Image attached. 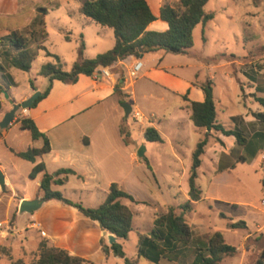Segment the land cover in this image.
Returning <instances> with one entry per match:
<instances>
[{
	"label": "crops",
	"instance_id": "obj_1",
	"mask_svg": "<svg viewBox=\"0 0 264 264\" xmlns=\"http://www.w3.org/2000/svg\"><path fill=\"white\" fill-rule=\"evenodd\" d=\"M73 1L78 3V6H72L71 3ZM81 1L82 0H0V18L23 20V26H18L14 31L20 32V29H28L29 34L35 35L40 33L45 36L44 40L36 44L32 43L33 38L30 39L28 44H30L31 47L33 45L35 48H44L45 40L49 39V33H52L53 36L59 39L71 41V29H75L76 33L84 40L83 28L88 24L96 23L80 13ZM165 2L166 0H148L152 12L158 18L148 26L149 31L163 32L168 29V24L159 19L160 10ZM55 10H58L59 15L53 16L51 25L55 29L49 32V26L46 21L51 12H55ZM75 19L78 25L74 23ZM96 25L100 26L98 24ZM67 37L69 40H67ZM114 45L115 38L112 48ZM166 55L167 53L161 50L145 54L141 59L129 57L123 61H119L112 68H109V76L102 75L101 71L103 68H99L92 76L81 75L78 82L72 85L63 84L58 80L53 81L48 97L35 108H30L26 114L22 113L21 116V119L30 118L34 120L40 132L48 137L51 151L48 154L37 157L36 162L27 161L18 157V153L25 152L28 149L41 148L43 146V140H33L28 130L21 129L20 120L15 119L6 129L0 127V148H5L13 155V157L9 158L10 164L8 162L7 164L14 168L24 166V170L27 171L29 178H31L30 173L32 169L40 163H44L46 172L53 176L62 169L72 170L74 174L68 176V180L64 185L53 184L52 189L62 192L67 199L78 203L71 199V194H64L67 185H76V188L72 189L73 194L76 192L90 194L89 196L94 198L95 203H98L94 205L90 204L87 208L99 207L105 201L107 192L114 183L118 184L124 191L129 193L130 190H128V187L137 184V180L140 182L142 181L136 171L138 169L145 170V168L151 169L150 166L152 162V159L146 158V155H144L145 159L139 157L137 154L139 146L133 149L130 143L127 144L124 141V137L121 134V127L125 119L124 110L121 105L126 102H122L120 96L130 97L129 101H132L133 104L138 106L135 85L131 82L128 83L127 77L129 76L132 66L137 60H140L143 63V72L141 71V75L139 74L140 77L136 79L137 82L138 80L146 79L157 87L183 96L182 103H179L171 110H163L159 114V118H157L155 112H148L149 118L145 117V123L147 121L149 126L156 128L160 132L163 142L159 144L168 142L171 145L169 154L173 160L180 163L182 167L181 177H183V180L187 179L189 185L192 154L195 148L192 150L191 157L185 154L186 139L183 135V131L186 127H189V129H191L192 126L195 127L191 120L192 111L190 105L191 102H202L204 100V94L200 88L202 83L194 79L184 78L181 74L171 71V69L177 68L178 66L167 68L161 66ZM49 60L50 58H47L46 62ZM190 65L191 64H188L187 67H190ZM68 68L69 66L66 67V69ZM116 71L124 72L123 80ZM223 74L229 81H233L232 74L227 71H223ZM1 76L3 77V73H1ZM248 76L253 83L256 82L254 83L255 89L257 91L261 90L264 93V87L260 85L258 81L259 73L255 72L253 75L252 71V74ZM209 80L213 83L216 82L213 76H211ZM31 95L32 93L26 94L21 98L20 103L30 98ZM185 97H187L188 100ZM257 102H259L258 99ZM238 105L241 104L238 102ZM261 105L264 107V104ZM243 108L246 109L245 106ZM11 109V104L10 107H7L3 102L0 112V122L5 113ZM257 109L259 110L258 113L254 115V123H259V127L251 132L250 135L246 131V126L249 122L250 124L253 122L252 119H248L250 114L248 109L246 112L241 111L238 114H229V124L228 122L219 123L217 121L228 129H238L242 131L247 142L245 145H239L234 136H225L217 133L216 137L219 139L218 143L215 144L213 148H208L204 154L205 156L212 152V154H210L212 156V165L207 174L210 184H217L215 186L218 187V181L223 175L236 169L238 163H246L248 160H255L259 153L261 155L260 165H264V110L260 111V107ZM112 117L115 122V128L109 129L106 123ZM162 124L171 126L175 131L173 132L174 136L165 134L163 132L164 130L160 128ZM195 128L196 129L193 130L199 133V140L203 137V134L208 133L210 135V132L198 129L197 127ZM14 129H19L22 132L19 134L13 133ZM144 130L140 132L141 135H144ZM27 134H29V138H31L33 143L29 144L28 142L24 148L22 145L25 141H22V136ZM144 143V141L141 142V144ZM147 151L146 149L145 153H147ZM164 155L166 156L167 154ZM171 162L172 161H170V164ZM203 164L204 161L202 159V164L197 170L198 177ZM7 167L8 166L0 158V171L4 176L6 185L5 192L8 191L9 195L6 201V216L8 218H13L15 215L14 223L10 230H1L4 226L10 227L9 221L0 222V239L6 242L5 245H8L14 250L13 243L16 242L15 239L18 238L21 250L26 249L24 246L25 242H28V239L34 235L37 245L40 240L47 239L55 247L64 249L71 255L80 257L94 264H125L124 259L115 256L112 250H110L108 255L104 252L102 243L110 248V234L101 230L98 222L85 217L75 207L65 205L59 201H47L42 204L39 210L33 213L16 212V208L13 209V206H16L18 202L20 204L23 200L42 199L43 194L40 191V185L43 174H39L34 178L35 184L39 186V194L36 197L33 198L26 191H23L22 196H20L21 194L16 192L14 180L10 176ZM152 179L158 184L155 174H153ZM189 189L187 191V200L189 199ZM1 194L2 189L0 186V207L4 200ZM134 198L138 203H130L125 200L123 203L127 204L134 213V230L137 231L138 239L139 234L144 233L140 228H145L144 219L146 214L150 216L149 223H151V226L146 228L148 231L145 233H148L153 229L154 218L161 212L162 208L172 205L178 206L176 204H161L156 200H142L135 196ZM219 199L220 198L216 195L208 199L209 202L207 204L210 205L208 206L209 213L207 216L211 217L212 214H214L216 218L224 221L221 228L217 229L213 227L211 231L222 232L226 243L236 247V244H232L228 241L227 234L233 231L237 232V230L228 228V221L221 217V213L229 218L231 222L244 220H237L226 213V206L234 207L236 206L235 203H227ZM201 201L206 200L202 198V200L198 202H193L195 210ZM212 202L215 204L212 205ZM253 207H256V205L250 208ZM253 214L255 217L257 215L260 217L256 219L258 222H264V214L257 211H254ZM1 217L2 216H0V218ZM137 219H139L141 223L140 228L136 223ZM244 222L247 228L242 230H245L248 236H250V231L252 230L249 228L248 223L246 221ZM206 223L196 224L198 227L196 229L197 231L192 229V232L195 231L197 234L201 235L205 233V230H210L212 223ZM7 234L10 235V237H7ZM201 238L202 237H197L196 239L194 244L196 249L199 242H207ZM246 238L247 237L243 235L242 239L246 240ZM22 239H24V241ZM128 240L124 241L116 237V242L123 245L124 251L125 242ZM190 248H192V244L188 247L178 246V251H176L177 254L171 256V261L162 259L158 264H183V259L186 260V258H188L186 252L190 250ZM252 252V249L249 248L248 251L242 254L244 260L248 258L247 256H251L253 254ZM138 253L137 240V253L134 258L129 259L136 261L137 264H141L144 258H139ZM192 262L190 264H192ZM150 264L154 263L150 262Z\"/></svg>",
	"mask_w": 264,
	"mask_h": 264
},
{
	"label": "rangeland",
	"instance_id": "obj_2",
	"mask_svg": "<svg viewBox=\"0 0 264 264\" xmlns=\"http://www.w3.org/2000/svg\"><path fill=\"white\" fill-rule=\"evenodd\" d=\"M179 2L180 0H166L165 3L178 5ZM71 5L78 6V3L73 1ZM204 9L207 13L214 12L216 16L206 25L200 24L194 29V46L189 50V54H167L161 66L164 68L178 66L177 68L171 69V71L181 74L184 78L197 80L200 83L207 82L209 78L213 76L216 79L214 83V102L217 110V121L219 123L228 122L229 124V114H238L241 111L246 112L248 109V112H250L248 119H252L253 122L252 124L249 122L246 126V131L250 135L251 132L259 127V123H254V115L258 113L259 110L257 108L260 107V111L264 110V107L257 102V99L264 98V93L261 90L257 91L255 89L254 83L256 82L253 83L248 76L252 74V71L253 75L255 72L259 73V84L264 87V0H261L260 4L257 6L253 4L252 0H210ZM55 15H59L58 10L51 12L47 18L46 23L49 26V32L55 29L51 25L53 16ZM74 23L78 25L76 19ZM23 24V20L0 18V63L5 67V72L8 74V76L2 77L0 72V88L2 89L1 98L7 107H10V101L20 103L21 98L28 93H32L31 96L36 92L42 94L49 86H51V90L53 82L50 84L47 78L39 75L41 67L48 58L47 52L58 55L62 59L64 68L66 69V67L69 66L66 70H70L72 64L80 58L79 51L81 42L84 43L83 57L89 59L110 50L114 44L112 30L110 28H102L93 23L83 28L84 40L76 33L75 29H71V41L59 39L53 36L52 33H49V39L45 40L44 48H35L33 45L31 47L29 44V48L35 55V59L32 63L31 70L29 72H24L16 68H8L2 56L5 51L11 52L13 50L10 47L9 40L4 38V36L15 32L14 30H16L18 26H23ZM18 33L26 37L28 43L32 38V43L35 44L45 38V36L40 33L35 35L29 34L28 29H20ZM188 64H191L190 67H187ZM223 71H227L233 75L232 82L224 77ZM140 75L138 77H140ZM137 78L128 76L127 81L135 85L138 106L133 104L132 101H129L130 97L120 96V100L129 104L132 110L141 112L146 118H149L148 112H155L157 118H159V114L163 110H171L179 103L183 102L182 95L168 92L163 88L151 84V82L146 79H141L137 82ZM31 81L35 89L32 88ZM4 91L10 96L9 99H6ZM46 98L42 99L37 106ZM238 102L241 105H238ZM243 105L246 109L243 108ZM22 113L23 110H19L16 113L15 119L21 120ZM126 119L127 122L125 127L128 132L129 143L133 149L137 148V146H139V148L145 146L148 150L147 153H145L146 158L152 159L151 169L145 168V170L138 169L136 171L142 181L140 182L137 180V184L128 187V190L131 192L129 193L142 200H156L161 204H176L178 206L174 207L177 208V212H180L179 207L187 201L186 198L189 185L187 179L183 180V177H181L182 167L180 163L173 160L169 154L171 145L168 142L165 144L146 142L144 135H141L140 132L148 127L149 123L146 121L144 125H140L135 122L131 115ZM114 125L115 122L112 117L107 121L106 126L109 129H113V127L115 128ZM193 127L194 126H192L191 129L186 127L183 131V135L186 139L185 154L190 157L193 148L196 147L200 138L199 133L193 130L196 128ZM160 128L164 130L163 132L165 134L174 136L173 132L175 131L171 126L162 124ZM21 132L22 131L19 129L13 130V133L16 134ZM216 135L217 133L215 132H210V135L208 134L209 143L206 150L208 148H213L214 145L218 143L219 139ZM29 137V134L22 136V141H25L22 145L23 147L26 146L28 142L29 144L33 143ZM143 141L145 143L141 144ZM164 154L167 155L165 156ZM210 154H212V152H210ZM210 154L208 153L202 158L204 164L199 171V177L197 179V185L202 190L203 199L206 201H201L196 210L195 207H193V211L188 213L185 219L191 230H196L198 228L196 224L198 223H212L211 229L205 230V233L201 235L193 231L195 239H197V237H202V240L207 241V237L214 233L211 231L213 227L217 229L221 228L224 222L222 219L216 218L214 214H212L211 217L207 216L209 213L208 206L210 205L207 204L209 202L208 199L216 195L220 198L219 200L223 202L235 203L236 206L234 207L226 206V213L237 220L246 221L252 231H250V236L242 229L227 234L228 241L232 244H236L237 254L234 257H225L221 264H254L259 258L261 251L264 249V222H258L256 219L260 217L258 215L255 217L253 214L254 211L264 214V191L262 186L264 165H260L261 155L259 153L255 160H248L246 163H238L236 169L231 170L221 177L217 187L215 186L217 184H210L207 175L212 165V156ZM10 157H13V155L8 152V150L0 148V158L8 166L7 169L14 180L16 192L22 196L23 191H26L33 198L36 197L39 194V186L35 184L34 179L29 178L27 171L24 170V166L14 168L8 165L7 162L10 164ZM139 159L142 160L141 158ZM18 161L24 162L22 160ZM170 161H172L171 164ZM153 174H155L158 184L153 181ZM75 186L76 185L73 184L67 185L64 194H71V199L82 204L84 207L90 204H98L95 203L94 198L89 196L90 194L80 192L73 194L72 189L76 188ZM8 196V191L5 192L2 190L1 197L4 198V200L0 207V216H2L0 222L9 221L10 227L4 226L1 230L12 229L14 223L11 222L12 217L8 218L6 216V201ZM214 204L215 203L212 202V205ZM253 205H256V207L250 208ZM15 208L16 212H19V202L16 206H13V209ZM167 209L168 207L162 208L158 215L166 213ZM149 218L150 216L146 214L144 219L145 228H140L141 223L139 219H137V225H139L141 231L144 232H139L140 234H146L145 232L148 231L146 228L151 226ZM243 235L247 237L246 240L242 239ZM7 237H10V235L7 234ZM22 240L24 241V239ZM137 240V231L133 230L129 235V240L125 242V252L130 259L134 258L137 253ZM15 241L16 242L13 243L14 250H12L8 245H5L6 242L4 240L0 239V264H10V256L14 260L22 259L24 264H31L36 258L38 247L35 236L32 235L28 239V242H25L24 246L26 249L22 250L19 246L20 243L18 242V238H16ZM194 244L195 242L192 243V248L186 252L188 258H186V260L183 259V264H190L194 260L196 254V246L194 247ZM249 248L252 249L253 254L247 256L248 258L246 257L247 259L244 260L242 254L248 251ZM141 264H150V262L142 259Z\"/></svg>",
	"mask_w": 264,
	"mask_h": 264
},
{
	"label": "trees",
	"instance_id": "obj_3",
	"mask_svg": "<svg viewBox=\"0 0 264 264\" xmlns=\"http://www.w3.org/2000/svg\"><path fill=\"white\" fill-rule=\"evenodd\" d=\"M210 0H180L178 5L165 3L161 10L159 19L168 24V29L163 32L149 31L148 26L158 18L152 12L148 0H82L80 13L86 18L94 21L102 27L113 30L115 45L107 52L98 54L96 57L84 58V43L81 42L79 51L80 58L72 65L70 70L64 69L62 59L50 52H47L50 60L40 69L39 75L47 78L52 84L58 80L64 83L75 84L81 75L92 76L99 68H112L119 61L129 57L141 59L145 54L157 51H164L167 54L187 55L194 46V29L202 24L206 25L212 21L216 14L205 12V6ZM254 5H259L261 0H252ZM9 40L11 52L5 51L3 57L8 68L29 72L35 55L29 48L27 39L17 31L4 37ZM67 40L69 38L67 37ZM5 67L0 63V72L8 76ZM124 79L123 71H116ZM32 88L35 89L31 81ZM50 87L42 93L33 103L31 108L47 97ZM200 88L204 94L202 102H191V120L195 127L206 132L220 133L225 136H234L239 145H245L247 140L242 131L228 129L217 122V111L214 102V83L208 80L202 83ZM0 88V112L3 100ZM187 99V97H185ZM188 100V99H187ZM258 101L264 104V99ZM127 119L121 127V134L124 141L129 144L128 132L125 127ZM20 127L28 130L33 140H43L41 148H31L17 156L31 162H36L37 157L48 154L51 151L48 137L40 132L34 120L23 118L20 120ZM144 139L149 143H162L163 138L160 132L148 126L144 130ZM208 133L198 141L192 154V167L189 178V199L177 208L169 206L167 212L158 215L154 220V227L146 234H140L138 239L139 258L158 264L162 259L172 260L171 256L177 254L178 246L188 247L196 242L193 232L188 225L185 216L193 211L194 203L202 200V190L197 185V170L202 164V157L208 146ZM145 159V156L143 157ZM43 174L40 191L42 200L59 201L65 205L77 208L85 217L99 223L101 230L115 235L118 239L128 240L130 233L134 230V213L123 201L138 203L133 195L124 191L118 184H112L107 192L105 201L97 208H87L80 203L67 199L62 192L52 189V185H64L68 176L74 174L70 169L59 170L55 176L46 172L44 163L37 164L31 171L30 177L36 178ZM62 176V177H60ZM264 191V178L262 179ZM221 217L228 221V228L232 230L246 229L244 221L231 222L224 214ZM15 215L11 222H14ZM106 255L110 250L115 256L124 259L125 264H137L130 260L124 251L123 245L119 242L111 244L110 248L102 243ZM237 248L226 243L222 232H214L207 237V242H199L195 258L192 264H221L225 257H234ZM35 260L31 264H94L80 257L71 255L68 251L57 248L47 239L38 243ZM10 264H24L22 259L14 260L10 256ZM254 264H264V249Z\"/></svg>",
	"mask_w": 264,
	"mask_h": 264
},
{
	"label": "water",
	"instance_id": "obj_4",
	"mask_svg": "<svg viewBox=\"0 0 264 264\" xmlns=\"http://www.w3.org/2000/svg\"><path fill=\"white\" fill-rule=\"evenodd\" d=\"M4 94L6 95V99L10 98V96L5 91ZM40 95H41L40 92H36L33 96L23 101L22 103H15L14 101H10V104L12 105V109L7 113H5L2 121L0 122V127L2 129H6L7 127H9L13 123L16 113L21 109L29 110ZM121 106L124 110L125 117L126 118L129 117L132 112V107L127 103H123ZM145 151H146L145 146L140 147L137 152L138 156L141 158L144 157ZM0 186L3 191L6 190L5 179L1 171H0ZM43 203L44 201L39 198L33 200H23L19 204V213H33L39 210ZM109 242L110 244L116 242V236L110 234Z\"/></svg>",
	"mask_w": 264,
	"mask_h": 264
},
{
	"label": "built area",
	"instance_id": "obj_5",
	"mask_svg": "<svg viewBox=\"0 0 264 264\" xmlns=\"http://www.w3.org/2000/svg\"><path fill=\"white\" fill-rule=\"evenodd\" d=\"M142 69H143V63L140 60H137L129 72V77L137 78L139 74L141 73ZM101 74L104 76H109L110 75L109 68H103L101 71ZM27 111L28 110H23V113L26 114ZM131 116L135 120L136 123L140 125H144L146 118L141 112L137 110H132Z\"/></svg>",
	"mask_w": 264,
	"mask_h": 264
}]
</instances>
